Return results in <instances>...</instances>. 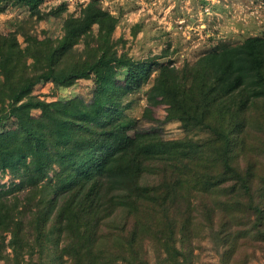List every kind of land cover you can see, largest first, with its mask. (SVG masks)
Here are the masks:
<instances>
[{
	"label": "trees",
	"instance_id": "trees-1",
	"mask_svg": "<svg viewBox=\"0 0 264 264\" xmlns=\"http://www.w3.org/2000/svg\"><path fill=\"white\" fill-rule=\"evenodd\" d=\"M17 1L34 16L43 0ZM80 13L79 28L68 23L54 40L23 30L25 47L19 48L14 37L0 36V89L9 99L2 121L16 126L12 146L0 140V173L22 186L21 194L0 190V261L53 264L55 238L58 264H148V247L157 264H189L186 248L204 227L221 248V264L249 243L264 252V169L254 157L264 152V33L175 67L118 55L111 41L116 20L94 2ZM17 57L31 60L28 71L16 68ZM153 73L143 114L150 125L140 138L133 127L89 128L86 139L68 144L63 127L96 124L101 100L134 93ZM91 79L88 101L46 103L32 94L39 84L70 88ZM159 106L163 121L151 117ZM171 121L185 138H164L162 126ZM99 140L106 142L103 151L87 160L86 149ZM151 160L162 163L166 178L148 192L138 180ZM118 206L127 223L111 233L109 254L100 257V211Z\"/></svg>",
	"mask_w": 264,
	"mask_h": 264
},
{
	"label": "rangeland",
	"instance_id": "rangeland-1",
	"mask_svg": "<svg viewBox=\"0 0 264 264\" xmlns=\"http://www.w3.org/2000/svg\"><path fill=\"white\" fill-rule=\"evenodd\" d=\"M262 1L43 0L38 7L39 14L32 16L23 3L9 0L0 5V36L14 37L19 48L25 47L23 30L37 36L38 39L60 38L66 24L79 28V24L83 21L80 17L81 10L87 4L94 2L98 10L108 13L116 20L111 41L118 55L124 54L134 61L156 59L159 63L182 67L187 62L194 63L201 55L218 46L236 45L248 37L262 35L264 33ZM37 17L42 19L37 20ZM71 17L73 20H67ZM89 28L93 35H96L97 26L92 25ZM83 48V44L76 47L78 52ZM13 64L17 69L28 71L31 60L17 57ZM154 77L155 73L147 84L134 93L128 92L122 97L117 93L110 94L108 99L101 100L96 109L99 117V122L96 124L82 120L76 129L63 127L68 144H73L79 138L86 139L90 133L89 128L95 131L114 127L125 129L133 127V134L140 138L143 129L150 125L149 119L143 114L146 107V95ZM93 84L94 79L78 81L70 88H55L52 83L39 84L34 87L32 94L46 103L63 102L77 97L88 101L93 96ZM7 97V92L0 89V140L5 146L10 147L13 145L12 132L16 126L11 119L2 121L9 110ZM38 114V111L33 112L35 117ZM151 117L163 121L165 107L153 108ZM162 133L166 140L177 141L186 137L177 121L165 123L162 126ZM256 138L261 140L260 135ZM103 142L106 144L105 140H99L96 147L87 148L86 152L89 154L85 158L90 160L99 156L103 151L100 143ZM254 157L258 163L261 162L260 167L264 169V152L260 153L259 149ZM165 178L166 172L162 163L151 160L145 163L138 185L151 192L162 186ZM12 183L15 185L11 187ZM21 188L18 181L12 180L7 172L0 173V190L9 189L8 196L21 194ZM114 194L118 195L116 191ZM100 216V223L95 232L97 236L95 251L100 257H106L110 249L107 244L110 246L113 238L111 233L123 228L127 223V217L120 206L102 208ZM197 221L206 225L201 219ZM54 239L51 238L50 259L54 261L53 264H58L56 259L58 251L53 246ZM258 246V243L254 246L247 244L236 252L233 260L225 261L226 264H264V252ZM147 250L148 264H157L158 254L150 247ZM8 253L9 258H12L9 250ZM186 254H191L189 264H221V248L212 236V232L206 227L188 244ZM0 264H14V262L0 261Z\"/></svg>",
	"mask_w": 264,
	"mask_h": 264
}]
</instances>
